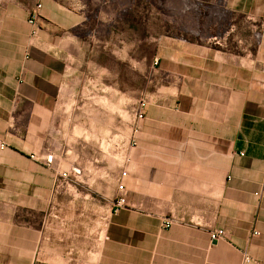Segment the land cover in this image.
<instances>
[{
    "label": "crops",
    "instance_id": "crops-1",
    "mask_svg": "<svg viewBox=\"0 0 264 264\" xmlns=\"http://www.w3.org/2000/svg\"><path fill=\"white\" fill-rule=\"evenodd\" d=\"M223 1L259 23L255 40L240 54L220 41L159 46L157 69L169 83L151 95L140 131L119 140L126 205L107 207L94 264H264V0ZM81 22L52 1L0 0V264H73L63 256L59 210L77 185L60 174L106 173L93 168L96 159L76 164L79 129L104 141L106 97L86 122L71 109L62 116L77 57L64 34ZM212 230L224 239L210 242Z\"/></svg>",
    "mask_w": 264,
    "mask_h": 264
},
{
    "label": "rangeland",
    "instance_id": "rangeland-1",
    "mask_svg": "<svg viewBox=\"0 0 264 264\" xmlns=\"http://www.w3.org/2000/svg\"><path fill=\"white\" fill-rule=\"evenodd\" d=\"M17 1L26 6L52 1L81 16V24L64 34L77 42V57L68 73L63 118H69L71 109L79 123L86 122L91 109L102 106L100 97H106L104 141L101 144L99 138L79 129L76 161L79 168H85L88 159H96L93 168L103 166L106 173L79 178L80 174L73 177L65 167L63 172L69 177L62 179L75 183L77 189L64 195L68 200L59 210L63 256L68 254L73 264L81 259L94 264L107 207L112 213L119 195L117 179L122 172L127 174L128 158L118 154L119 140L132 138L139 102L144 112L151 95L169 83L157 69L159 46L169 41H220L240 54L245 39L252 36L255 40L259 23L227 11L223 0ZM69 144L68 139L63 147L68 150Z\"/></svg>",
    "mask_w": 264,
    "mask_h": 264
},
{
    "label": "built area",
    "instance_id": "built-area-1",
    "mask_svg": "<svg viewBox=\"0 0 264 264\" xmlns=\"http://www.w3.org/2000/svg\"><path fill=\"white\" fill-rule=\"evenodd\" d=\"M28 23L31 25V32H30V36L31 37H35L38 33V28L35 26L34 23V19H29ZM142 107L143 104L142 102H139V109L134 113V133H137L140 131V122L144 119V112L142 111ZM5 147L4 144L0 145V149H3ZM32 159L37 160V157L35 155H31L30 156ZM44 162L46 164H50L52 162V156L48 155L44 157ZM80 174V171L77 169H72L70 170V175L73 177H76ZM61 178H66L69 177V175L66 172H62L60 174ZM126 177V172H122L121 175L119 176V178L117 179V189L119 192V195L117 197V199L115 200V203L113 205V210L112 213L119 211L120 209H122L123 207H125L126 205V201H125V191H124V185H123V180ZM261 187L264 188V175L261 181ZM172 225V221L169 219H165L162 224L161 227L162 229H168L170 228ZM254 235H257V233H254ZM225 237V233L223 230H212L209 232V240L210 242H218L219 240L224 239ZM243 261L244 263H249L251 260L248 257V255L243 254Z\"/></svg>",
    "mask_w": 264,
    "mask_h": 264
}]
</instances>
